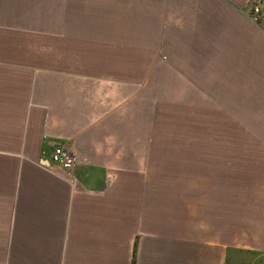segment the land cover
Instances as JSON below:
<instances>
[{
	"label": "crops",
	"instance_id": "0c3cea01",
	"mask_svg": "<svg viewBox=\"0 0 264 264\" xmlns=\"http://www.w3.org/2000/svg\"><path fill=\"white\" fill-rule=\"evenodd\" d=\"M228 263L264 264V0H0V264Z\"/></svg>",
	"mask_w": 264,
	"mask_h": 264
},
{
	"label": "built area",
	"instance_id": "2783aa9c",
	"mask_svg": "<svg viewBox=\"0 0 264 264\" xmlns=\"http://www.w3.org/2000/svg\"><path fill=\"white\" fill-rule=\"evenodd\" d=\"M262 0H249L253 8V16L258 15L261 8ZM52 162L58 164L65 172L71 174L72 168L76 162V157L71 148L67 145L57 143L51 151Z\"/></svg>",
	"mask_w": 264,
	"mask_h": 264
},
{
	"label": "rangeland",
	"instance_id": "374dc122",
	"mask_svg": "<svg viewBox=\"0 0 264 264\" xmlns=\"http://www.w3.org/2000/svg\"><path fill=\"white\" fill-rule=\"evenodd\" d=\"M183 128V123L181 121H175L174 122V129H182ZM197 131H193V127H191V134L196 133ZM194 139V141H192ZM191 143H197V138H194L191 136ZM206 143H212V138H206ZM230 264V263H228Z\"/></svg>",
	"mask_w": 264,
	"mask_h": 264
}]
</instances>
